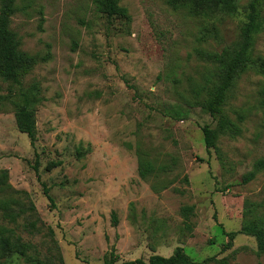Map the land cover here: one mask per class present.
I'll return each mask as SVG.
<instances>
[{"label":"rangeland","instance_id":"obj_1","mask_svg":"<svg viewBox=\"0 0 264 264\" xmlns=\"http://www.w3.org/2000/svg\"><path fill=\"white\" fill-rule=\"evenodd\" d=\"M249 1L194 14L120 0L127 15L108 17L97 0H15L9 29L34 66L18 84L0 78V171L19 192L12 208L35 210L0 220L9 237L53 264H101L112 246L118 263L181 247L195 262L264 264L253 237L223 248L243 222L264 224V77L237 74L222 108L236 131L219 132L209 153L201 130H218L220 118L205 107L223 74L208 54L239 49ZM250 54L264 57V25ZM22 92L37 100L34 146L15 124ZM141 160L167 171L142 180ZM50 162L61 165L46 171ZM0 264L36 262L0 253Z\"/></svg>","mask_w":264,"mask_h":264},{"label":"trees","instance_id":"obj_2","mask_svg":"<svg viewBox=\"0 0 264 264\" xmlns=\"http://www.w3.org/2000/svg\"><path fill=\"white\" fill-rule=\"evenodd\" d=\"M120 0H97L99 10L108 17L127 15L126 9L119 6ZM0 78L5 81L20 83V78L29 74L34 66V61L27 55L19 52L18 41L15 35L9 29L10 16L15 12V0H0ZM167 3L174 9L188 8L194 14H200L206 7L217 6L228 13L236 11L233 0H167ZM247 22L242 30V41L239 49L234 53L231 58L224 59L222 54H208V57L213 62L221 63L223 65V74L220 83L211 92L205 107L207 112L212 117L220 115L218 119V130L210 129L208 126L201 128L205 143L206 151L209 153L215 147V143L219 132L229 130L236 131V126L226 117L222 116V108L226 102L228 92L232 88L237 74L247 69H252L255 74L264 77V57L258 56L255 60L251 58V48L253 44V37L258 30L264 25V0H250L248 4ZM20 96L23 99L21 104H14V117L15 124L18 131L25 134L31 146H34L36 141V116L33 107L34 102L26 92H22ZM7 101V98L0 96V105L2 102ZM37 157V156H36ZM38 161L36 159L34 169L38 170ZM61 165V162H50L46 165V171ZM158 171L165 173L166 168L157 170L152 162L148 160H141L138 164L137 173L142 180H146L149 176L155 175ZM253 174L244 177L243 182H248ZM8 173L6 170L0 171V190L9 189L8 196L0 197V220L3 221H16L20 216L24 215L27 211L33 212V206L28 208L17 207V211L12 208L16 205L15 199L11 198L13 194H18V191L11 190L7 184ZM44 195L50 202L51 197L48 195V190L43 189ZM192 208L184 207L182 209L183 216L188 219ZM117 219L112 215V226H116ZM28 227L35 228V223H31ZM9 230L0 225V253L5 257L18 255L26 262L35 261L36 264H53L48 260H39L36 256L29 254L31 250L30 245L21 243L16 238L14 240L9 237ZM246 235L253 237L256 241L257 253L264 255V224L254 220L243 222L241 228L236 232L226 233L228 242L223 246L224 250L231 246L234 238L239 235ZM59 264H64L62 258H59ZM101 264H229L225 259H217L215 256L204 259L201 262L193 261L188 255L185 254L181 247L175 248L173 253L168 256L152 255L147 261L136 259L133 261H126L122 263L117 262V256L114 246L111 247L109 253L104 256Z\"/></svg>","mask_w":264,"mask_h":264}]
</instances>
